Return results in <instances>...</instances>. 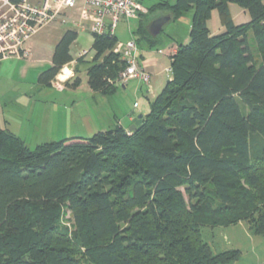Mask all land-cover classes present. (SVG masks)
<instances>
[{
    "label": "trees",
    "instance_id": "obj_1",
    "mask_svg": "<svg viewBox=\"0 0 264 264\" xmlns=\"http://www.w3.org/2000/svg\"><path fill=\"white\" fill-rule=\"evenodd\" d=\"M230 5L251 21L237 24ZM158 11L173 22L192 11L189 42L135 131L116 123L29 149L0 122V264H233L241 252L216 253L204 235L246 223L264 237V0H177L149 15ZM214 11L219 35L209 29ZM138 33L159 44L145 25ZM77 39L63 35L39 84L73 62ZM118 42L93 35L94 93L124 84Z\"/></svg>",
    "mask_w": 264,
    "mask_h": 264
},
{
    "label": "rangeland",
    "instance_id": "obj_2",
    "mask_svg": "<svg viewBox=\"0 0 264 264\" xmlns=\"http://www.w3.org/2000/svg\"><path fill=\"white\" fill-rule=\"evenodd\" d=\"M176 1L142 0V4L150 9L162 2L173 4ZM232 13L237 24L251 21L249 13L237 5H232ZM151 15L162 17L167 15V11H158ZM192 15L191 11L175 24L169 22L164 33L173 30L185 35ZM134 21L119 24L116 34L121 43L125 44L133 38L130 30L137 28ZM213 25L211 21L209 26L212 30ZM67 29L78 33V39L71 49L74 57L87 51L89 54L86 61L92 63L95 57L92 50L93 34L58 23H52L35 34L31 41L32 55L30 53L26 59L12 58L0 63L1 126L20 137L29 149L72 138H91L98 132L112 128L120 119L123 120L122 116L129 113L135 100L136 84H132L125 94L119 91L116 95L106 96L92 92L84 75L81 76L84 81L77 89L74 86L63 92L40 89L39 76L51 67L61 33ZM163 48L165 46L160 44L155 50ZM160 62L159 71H162L165 80L163 82L166 84L172 75L166 72V68L171 69L170 58L163 57ZM67 72L68 70L61 75ZM56 83L57 81L55 87ZM62 222L69 227L72 223V215L67 209L63 210ZM207 236L204 235V239L212 245L216 253L225 250L241 252L240 259L233 264H264V237L254 236L246 223L219 228Z\"/></svg>",
    "mask_w": 264,
    "mask_h": 264
},
{
    "label": "built area",
    "instance_id": "obj_3",
    "mask_svg": "<svg viewBox=\"0 0 264 264\" xmlns=\"http://www.w3.org/2000/svg\"><path fill=\"white\" fill-rule=\"evenodd\" d=\"M81 7V21L74 26L86 29L93 35H115L121 21L137 20L147 10L142 0H0V62L11 58L26 59L31 53L29 42L41 29L59 20L68 11ZM64 23L65 20L63 21ZM115 53L122 55L128 67L121 73V83L140 80L149 85L151 77L139 65L138 46L135 40L118 42ZM84 51L80 56H86ZM167 72L170 74L171 69ZM62 76V75H61ZM66 74L63 76L65 78ZM56 87L61 88L63 79L57 78Z\"/></svg>",
    "mask_w": 264,
    "mask_h": 264
},
{
    "label": "crops",
    "instance_id": "obj_4",
    "mask_svg": "<svg viewBox=\"0 0 264 264\" xmlns=\"http://www.w3.org/2000/svg\"><path fill=\"white\" fill-rule=\"evenodd\" d=\"M31 2L37 3V2H39V0H31ZM82 6H83V4L80 1V3L78 4L76 9L66 11L62 15V17L59 20L53 22V24L58 23V24H63V25H68V26L71 25V28H79V27L74 26L73 23H79L81 21V7ZM230 9H231V13H232V5H230ZM146 10L148 13V14L146 13L147 15H145L141 18H138L137 20L134 21V23H136L137 28H135L133 30L129 26V29L131 28L130 31L134 35L131 40H135V42L137 43V46H138L139 65L141 67H143L147 73H149V75L151 77L150 84L144 85L140 80L136 79V80H130L125 85L122 84L117 89V93L120 91L121 94H125L130 90V86L132 84H136V89L134 90L135 91V100H134V103L132 105L131 110L129 111L128 114H126V115L124 114L122 116L123 120L120 119L119 122L117 121V123H119L121 126H123L127 131L133 125V122L138 115H143L145 117L150 113L151 102L162 92V90L165 88V86L167 84V83L165 84V82H163L164 79L162 77V75H163L162 71H159L161 59L163 57H168V58H170V62H171V57L177 52L178 46L180 44H187L189 42L191 23L188 26V31L186 32L185 35H180V34H178V32H175L173 30H170L169 33H164V30H163L162 33L157 37H153L150 34L153 38H159V44L158 45L161 44V45L165 46V48H163V49L155 50V48L158 47V45L152 46L149 41H147L145 38H143V36H141V34L138 33L139 29L142 26L145 25L146 29L148 30L151 23L155 19L160 18V16L149 15V8H146ZM237 12H238V10H236V13ZM232 15H233V13H232ZM166 16H169V15H166ZM150 17H152V19ZM233 19L235 20L234 15H233ZM64 20L66 23L63 22ZM211 21L214 23L213 30L209 26V29H210L212 35H219V34H222L225 32L224 27L221 25L219 14L216 11H214L212 13ZM121 22H125V21H121ZM170 22H173V21H170ZM210 22H209V24H210ZM217 22H219V23L217 24ZM173 23L175 24L176 22H173ZM89 25H90L89 22H86V29H81V28H79V29L86 30V31L90 32L89 31ZM128 25H129V23H128ZM118 27H119V25H118ZM69 30L70 29H67L61 33L62 35L60 36L61 37L60 40L62 39L63 35ZM56 32H59V30L56 29ZM148 32H149V30H148ZM115 36L117 37L116 33H115ZM32 39H31V41H32ZM31 41L29 42L28 47L31 49V52H32L33 50H32ZM83 52L79 53L77 57H74L73 53L71 52V55L73 57V62H71L70 64L65 66L61 72V73H63L66 70H68L65 78L63 77L64 81L62 83L63 86L61 84V88H56L54 86L57 78L61 77V73H60L58 75V77L56 78V80L48 86L41 85L38 82L40 89L51 90L53 92H54V90L56 92H63L65 90H67L69 87H73V84L75 83V81L77 79H79L81 81V84H82L84 81L81 78L82 75H84L85 79H87V82H88L87 71H88V68H89L91 63H88L86 61L89 53L87 54V56L85 58L79 59L81 57L80 55ZM31 55H32V53H31ZM51 66H52V63H51ZM168 69L169 68H166V72ZM171 79L172 78L169 77V80H171ZM63 87H65V88H63Z\"/></svg>",
    "mask_w": 264,
    "mask_h": 264
},
{
    "label": "water",
    "instance_id": "obj_5",
    "mask_svg": "<svg viewBox=\"0 0 264 264\" xmlns=\"http://www.w3.org/2000/svg\"><path fill=\"white\" fill-rule=\"evenodd\" d=\"M171 21L170 16H163L160 18L155 19L151 25L149 26L148 30L153 37L159 36L164 27ZM143 115H138L133 122V125L129 128V132L135 131L142 123Z\"/></svg>",
    "mask_w": 264,
    "mask_h": 264
},
{
    "label": "bare ground",
    "instance_id": "obj_6",
    "mask_svg": "<svg viewBox=\"0 0 264 264\" xmlns=\"http://www.w3.org/2000/svg\"><path fill=\"white\" fill-rule=\"evenodd\" d=\"M63 75H64V74H63ZM63 75L61 76V79H64V78H63Z\"/></svg>",
    "mask_w": 264,
    "mask_h": 264
}]
</instances>
